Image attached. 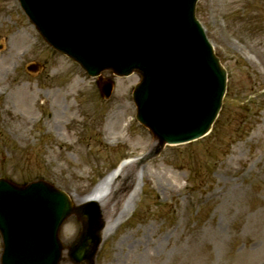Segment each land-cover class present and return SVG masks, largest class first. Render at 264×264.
I'll use <instances>...</instances> for the list:
<instances>
[{"label":"rangeland","instance_id":"rangeland-1","mask_svg":"<svg viewBox=\"0 0 264 264\" xmlns=\"http://www.w3.org/2000/svg\"><path fill=\"white\" fill-rule=\"evenodd\" d=\"M196 16L227 71L219 116L205 138L148 159L154 144L131 102L139 78L113 79L102 100L16 0H0V178L45 180L81 199L138 158L97 195L115 211L102 210L96 264H264V0H198ZM78 231L71 218L59 235L69 244Z\"/></svg>","mask_w":264,"mask_h":264},{"label":"water","instance_id":"water-1","mask_svg":"<svg viewBox=\"0 0 264 264\" xmlns=\"http://www.w3.org/2000/svg\"><path fill=\"white\" fill-rule=\"evenodd\" d=\"M45 42L90 76L133 71L137 120L157 142L177 144L204 135L216 117L225 72L194 18L196 0H19ZM100 90L105 98L111 83ZM81 224L68 247L73 264H94L104 221L94 204L76 206L45 182L24 187L0 180L2 264H60V226Z\"/></svg>","mask_w":264,"mask_h":264},{"label":"bare ground","instance_id":"bare-ground-1","mask_svg":"<svg viewBox=\"0 0 264 264\" xmlns=\"http://www.w3.org/2000/svg\"><path fill=\"white\" fill-rule=\"evenodd\" d=\"M32 103H33V100H30L29 97H25L24 99V102H23V105L26 107L27 109V114L29 115L30 114V110L31 107H32ZM126 169L122 170L121 172V178L123 175H127ZM116 172L115 173H112V174H109L108 176H106L94 189L93 191L91 192L89 198L91 200H94V201H97L99 203V201L95 198L97 194L101 193L103 187L108 183V181L112 180V178L115 176ZM121 180V179H120ZM174 181L178 182L179 181V177L175 178ZM118 183H114V186H116ZM116 196V195H115ZM75 199V198H74ZM132 202H135V198H132ZM106 203V202H105ZM110 204H111V199H108L107 200V203L106 205H104V208H103V212H106V213H109V214H112L114 213V209L110 207ZM117 206V205H116ZM132 213V208H130L127 212V215H130ZM107 225L106 227L104 228V231H103V236H107Z\"/></svg>","mask_w":264,"mask_h":264}]
</instances>
